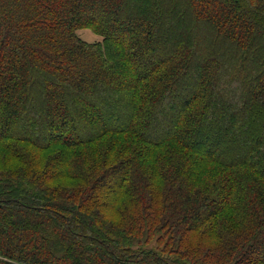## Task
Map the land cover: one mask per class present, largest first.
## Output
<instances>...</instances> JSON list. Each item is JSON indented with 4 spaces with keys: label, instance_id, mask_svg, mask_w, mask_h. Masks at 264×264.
Instances as JSON below:
<instances>
[{
    "label": "trees",
    "instance_id": "16d2710c",
    "mask_svg": "<svg viewBox=\"0 0 264 264\" xmlns=\"http://www.w3.org/2000/svg\"><path fill=\"white\" fill-rule=\"evenodd\" d=\"M0 164V264H264V0H0Z\"/></svg>",
    "mask_w": 264,
    "mask_h": 264
},
{
    "label": "rangeland",
    "instance_id": "374dc122",
    "mask_svg": "<svg viewBox=\"0 0 264 264\" xmlns=\"http://www.w3.org/2000/svg\"><path fill=\"white\" fill-rule=\"evenodd\" d=\"M196 8H197V10H200V7L198 8V6H197ZM203 8H204V7H203ZM205 12L209 14V9H206ZM100 16H101V15H100ZM77 33H78V35H79L82 39H84V40H86V41H88V42H91V43H95V42H98V41H102V39L104 38L103 36H101V35L95 33L91 28H80V29H78ZM151 55H152V54H151ZM197 113H198V112H197ZM194 151H195L196 153H198V155H203V154H205V153H204L205 150L202 149L201 147H197V148H195ZM1 168H2V165L0 164V170H1ZM109 189H112V187L109 188Z\"/></svg>",
    "mask_w": 264,
    "mask_h": 264
}]
</instances>
